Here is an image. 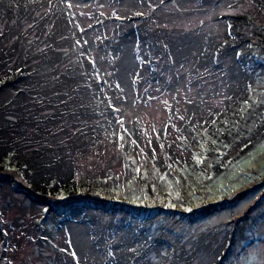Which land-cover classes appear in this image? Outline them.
<instances>
[{
	"label": "rangeland",
	"instance_id": "1",
	"mask_svg": "<svg viewBox=\"0 0 264 264\" xmlns=\"http://www.w3.org/2000/svg\"><path fill=\"white\" fill-rule=\"evenodd\" d=\"M68 3L73 7L69 9ZM30 5L31 14L24 24H28L32 37L41 41L39 47L47 43L57 47L56 61L59 59L63 67L54 68V56L44 57L46 62L37 63L44 65L33 70L34 82L26 86L43 88L42 99L54 107L56 100L58 104L64 101L65 107L75 111L69 114L68 124L79 123L76 126L86 130L85 136L93 130L104 131L96 144L74 136L75 140L67 145L65 134L58 135L56 141L62 142L60 148L66 159L61 168L71 163L73 169L83 170L93 179L95 174L107 172L122 177L129 168L140 167L139 173L133 171L135 179H125L120 191L111 195L117 198L120 217L124 209H136L143 217L138 224L137 215L125 212L124 216L134 221L131 227L144 225L148 235L154 236L152 240L159 236L164 244L178 248L180 243L186 248L191 245L190 264H264V0H165L163 4L159 0H31ZM136 12L144 15L136 16ZM117 15L123 19H117ZM130 16L142 18L141 23L134 24L136 33L129 21L125 22ZM141 30L144 34L140 35ZM153 32L157 40L164 33L208 34L220 47L234 43L243 55L256 56L259 65L252 58H241V63H246L244 68L261 79L250 87L254 91L249 89V104H240V121L219 125L225 88L220 76L212 82L211 77L217 75L210 65L214 55L208 53L207 62L194 68L185 59L161 60L163 54L152 47ZM117 37L118 45L113 43ZM85 39L88 43L82 48L76 44ZM143 62L145 68H133ZM97 72L101 80L95 78ZM130 72L135 73L132 79L136 88L127 79ZM190 104L193 113L201 107L203 115L198 121L190 117L187 124L199 132L207 127L201 125L208 119L211 127L207 131L211 132H202L189 154L178 129L189 133V126L182 124L190 116ZM114 106L122 115L119 119L126 122V129H112ZM242 107L247 110L241 112ZM98 112L106 117L111 112L109 121H95ZM53 121L44 125H56ZM127 130L134 133L128 137ZM222 134L225 139H220ZM120 136L125 137L124 141ZM164 146L172 156L169 159L175 155L189 157L176 159L171 167L158 168L155 164L166 158L161 151ZM13 183L14 189H26L19 175ZM10 184L0 182V216L5 221L3 227L10 231L11 244L16 246L8 254L15 256V264H45V259L35 255L37 240L31 229L13 226L25 209L21 202L26 198L20 191L13 193ZM132 200L136 203L129 202ZM168 204L175 207H165ZM134 239L128 242L135 245ZM187 255L181 251V261L186 262Z\"/></svg>",
	"mask_w": 264,
	"mask_h": 264
},
{
	"label": "trees",
	"instance_id": "2",
	"mask_svg": "<svg viewBox=\"0 0 264 264\" xmlns=\"http://www.w3.org/2000/svg\"><path fill=\"white\" fill-rule=\"evenodd\" d=\"M30 1L0 0V31L4 33L0 37V182L11 183L13 189L16 188V184L13 183L15 176L19 175L24 183L26 182V189L12 190L15 193L20 191L26 198L21 202L22 208L25 209L20 218L14 221L13 226L19 227L20 230L31 229V234L36 235L37 240L35 255L45 259V264H74L70 256L59 252L60 248L68 246L69 241L79 255L81 264H110V258L106 254L108 250H115L116 260L121 264H137V261L139 264L144 261L145 264L192 263L193 259L189 256L193 255L189 250L191 245L186 248L179 241L181 245L179 248L175 244H168V242L164 244L159 236L155 237V241L152 240L151 238L154 236L148 235L149 229H144V225L131 227L134 221L124 216V213L137 215L136 219L139 224L143 221V217L135 211L136 209L123 208V215L120 217L119 207L115 205L117 198L113 197L114 199H112L111 195L113 192L120 191L119 188L124 185L125 179H134L135 167L127 168L129 172L127 175L123 174L125 177L107 172L102 176L95 174L93 179L88 177L85 172L83 173V170L73 169L71 163L67 168H61L66 159L62 155L63 149L60 148L62 142L56 141L58 135L65 134L69 141L67 145L75 140L74 136L84 140L86 137V140L90 139L92 143L96 144L103 138L104 131L93 130L88 136L87 134L85 136L86 130H83L81 126H76L79 123L68 124L71 120L69 114H74L75 111L72 112L60 101L58 104L57 100L55 107L49 105L47 99L41 97L43 88L26 86L34 82L33 70L44 65V63L37 64L44 60V57L54 56V68L58 66V70H60V67H63L59 59L56 61L57 47L49 43L39 47L41 41L34 39L30 34L28 24H24L31 14L29 11ZM140 17L130 16L125 21H129L128 25L131 26L134 33L137 32L134 24L141 23L142 18ZM25 26H27L26 29H24ZM125 33L128 34V31ZM139 33L140 35L144 34L142 30ZM153 33L152 47L156 52L163 54L159 57L161 60L173 57L178 62H184L185 59L191 61L194 68L206 61L208 53L214 55L210 65H212L213 73L217 75L211 77L212 82L214 79H219L220 76L225 83H220L225 88V100L224 107L221 108L219 125L240 121V104L247 100L249 89L255 81L261 79L244 68L246 63H241V58L248 60L252 58L256 62V56L243 55L244 51L233 45L234 43L233 46L220 47L221 44L217 45L214 42V37L208 34L193 36L187 32H176V35L173 34V36L164 33L163 36H158L157 40L155 32ZM230 40L234 42L232 37ZM118 41V37L113 39V43L116 45H118ZM108 44L111 45V43ZM251 48L248 50L255 53ZM256 51L262 50L256 48ZM58 52L62 54L64 50L59 49ZM237 52L240 53L239 56L236 55ZM238 63L240 66L236 71L235 67ZM137 65L140 69L145 68L144 62L142 65L134 64L133 68L136 69ZM78 67L79 65H77ZM134 75L135 73L130 72L127 79L132 83V87L136 88V83L132 79ZM124 79L122 78L121 82H124ZM42 105L46 107L43 108ZM192 108L193 106L190 104L189 112L187 111L190 116L185 115V124H182L186 128L189 126V133L187 134L186 129H178L185 138L184 145L188 147L189 154L200 140L202 132L208 134L211 132V130H209L210 132L205 131L211 127L208 119L201 125L202 127L207 125V127L200 129L199 132L194 131L187 124L190 117L198 121V117L203 115L200 114L201 107L195 113ZM115 109L117 108L114 106ZM108 113V117L99 113L95 121H109L111 112ZM118 113L119 111H115L112 116L114 117L112 118V129L120 127L116 121L121 120L119 117L122 115ZM207 114L210 115V111ZM79 115H81L80 111ZM172 115L174 117V111ZM50 119H53L52 124L56 125L45 126V122H49ZM62 128L65 130L61 131ZM75 128L82 129L83 134L72 135ZM126 128V122H123V129ZM133 128L135 129V127ZM56 129L58 133H56ZM126 133L129 137L134 131L127 130ZM113 135L116 137L117 133ZM221 138L225 139L226 137L222 134ZM134 139L136 140L135 135ZM134 139L131 138V140ZM161 151L166 158L162 161L163 163L155 164L158 168L165 169L176 159L189 157V155L180 157L175 155L172 160L169 159L172 156L167 154L166 146ZM97 173L102 172L97 170ZM91 195L92 198H88ZM45 208L48 209L47 212L44 211ZM115 213L118 214L116 219ZM151 226L155 227V224L150 225L149 228ZM45 237L47 240L44 239ZM133 238L137 240L135 245L128 242ZM55 241H57L56 246H54ZM129 247H136L137 253L129 252ZM181 251L188 254L185 257L188 259L186 262L181 261L179 257ZM222 259L223 257L220 260L222 261ZM201 260L204 262L203 259Z\"/></svg>",
	"mask_w": 264,
	"mask_h": 264
},
{
	"label": "snow or ice",
	"instance_id": "3",
	"mask_svg": "<svg viewBox=\"0 0 264 264\" xmlns=\"http://www.w3.org/2000/svg\"><path fill=\"white\" fill-rule=\"evenodd\" d=\"M164 2H165V0H159L160 4H163ZM67 7L70 9L71 7H73V5L71 3H68ZM113 14L115 15V13H113ZM135 15L136 16H143L144 13L143 12H136ZM116 18L117 19H123L122 17H120L118 15L116 16ZM89 27H91V25H89ZM81 31L83 32L84 29H81ZM3 35H4V33L2 31H0V37H2ZM87 43H88V41L86 39L83 40V41H81V40H77L76 41V44L80 45L81 48L83 47V45H86ZM165 47H167V45H165ZM249 47H252V45L250 44ZM201 55H203V54H201ZM236 55L239 56L240 53L237 52ZM93 63H94V61H93ZM95 78L97 80H101L102 79V77L100 76V74L98 72H97ZM102 83L106 84L107 81L104 80V81H102ZM116 87L119 88V84H117ZM145 91H147V90H145ZM250 91H254V89L250 88ZM153 98L154 97H151V96L148 97V99H153ZM191 102L192 101L189 100V103H191ZM62 103H64V101H62ZM165 103H167V102H165ZM248 104H249V101H245V105H248ZM109 106H111V105H109ZM246 110H247L246 107H242L241 108V112H244ZM115 111H119V109H115ZM181 119H183V117H181ZM116 122L120 125L121 128H123V121L117 120ZM212 123H215V121H213ZM64 130L65 129H63V128L61 129V131H64ZM205 131H207V129H205ZM77 133L83 134L82 129L75 128V130L72 132V135H76ZM119 139L120 140H124L125 137L124 136H120ZM212 142L215 143V141H212ZM133 143H136V142L133 141ZM149 143H151V142L149 141ZM245 146H247V145H245ZM153 158H155V153H153ZM198 162H200V161H198ZM125 167L127 168L128 165L126 164ZM169 167H171V165H169ZM135 172L139 173L140 172V167H136L135 168ZM109 179H111V177H109ZM161 179H163V177H161ZM129 202L130 203H136V200H132V201H129ZM165 207H175V205L168 204V205H165ZM44 211L47 212L48 209L45 208ZM185 211H191V209H185ZM4 223H5V221H4L3 217L0 216V225H3ZM21 235H23V233H21ZM9 236H10L9 229H7L6 227L0 226V264H15V256L14 255L10 256L8 254L11 249L16 247L15 245L11 244ZM44 239L47 240L46 237ZM128 251L131 252V253H134V254L137 253L136 247H129ZM59 252L64 254V255L70 256L72 258V261L74 262V264H81L80 257L77 254V252L72 248L70 241L68 242V246L64 247V248H60ZM106 254L110 258V264H121L120 261L116 260L115 250H108ZM133 258H135V257H133ZM137 264H139V261H137Z\"/></svg>",
	"mask_w": 264,
	"mask_h": 264
}]
</instances>
